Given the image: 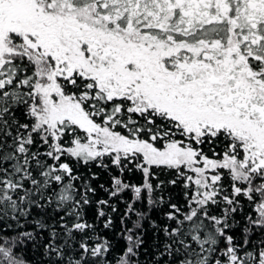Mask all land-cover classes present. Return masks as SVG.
<instances>
[{"label": "snow or ice", "instance_id": "obj_1", "mask_svg": "<svg viewBox=\"0 0 264 264\" xmlns=\"http://www.w3.org/2000/svg\"><path fill=\"white\" fill-rule=\"evenodd\" d=\"M0 264H264V0H0Z\"/></svg>", "mask_w": 264, "mask_h": 264}]
</instances>
